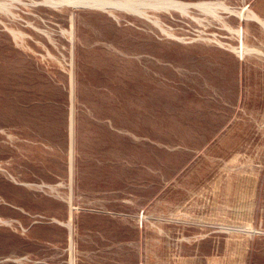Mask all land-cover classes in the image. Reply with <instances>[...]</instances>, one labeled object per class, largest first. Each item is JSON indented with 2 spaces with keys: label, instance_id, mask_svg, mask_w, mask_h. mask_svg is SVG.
Returning a JSON list of instances; mask_svg holds the SVG:
<instances>
[{
  "label": "rangeland",
  "instance_id": "374dc122",
  "mask_svg": "<svg viewBox=\"0 0 264 264\" xmlns=\"http://www.w3.org/2000/svg\"><path fill=\"white\" fill-rule=\"evenodd\" d=\"M23 2L0 9V264H264V26Z\"/></svg>",
  "mask_w": 264,
  "mask_h": 264
},
{
  "label": "bare ground",
  "instance_id": "6f19581e",
  "mask_svg": "<svg viewBox=\"0 0 264 264\" xmlns=\"http://www.w3.org/2000/svg\"><path fill=\"white\" fill-rule=\"evenodd\" d=\"M19 2L24 3L23 0H0V9L12 10L13 6ZM42 2L51 6L71 5L74 7L88 6L106 10L122 9L140 16L148 17L152 20H157V17L152 16L150 10H178L184 14H188L190 9L198 8L206 13L217 15L219 9H224L238 15L241 20H255L264 26V17L260 16L253 8H250L248 4L240 8H233L219 0H42ZM236 31L240 34L241 38L240 44L233 46V49L242 56L246 52L256 49L244 42V30L242 27L237 28Z\"/></svg>",
  "mask_w": 264,
  "mask_h": 264
},
{
  "label": "crops",
  "instance_id": "0c3cea01",
  "mask_svg": "<svg viewBox=\"0 0 264 264\" xmlns=\"http://www.w3.org/2000/svg\"><path fill=\"white\" fill-rule=\"evenodd\" d=\"M260 5H261V7H260L259 9H260V12H261V13H260V14H259L258 12H257V13H258L260 16L264 17V16H263V15H264V0H261Z\"/></svg>",
  "mask_w": 264,
  "mask_h": 264
}]
</instances>
